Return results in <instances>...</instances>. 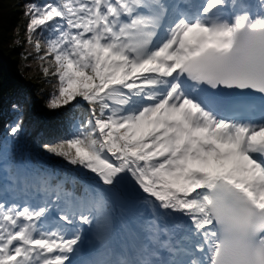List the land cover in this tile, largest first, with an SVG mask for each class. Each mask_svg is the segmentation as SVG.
Here are the masks:
<instances>
[{"label":"snow or ice","instance_id":"1","mask_svg":"<svg viewBox=\"0 0 264 264\" xmlns=\"http://www.w3.org/2000/svg\"><path fill=\"white\" fill-rule=\"evenodd\" d=\"M24 15L48 107L69 109L42 147L74 178L21 182L23 121L9 126L0 264H264V0H30Z\"/></svg>","mask_w":264,"mask_h":264},{"label":"trees","instance_id":"2","mask_svg":"<svg viewBox=\"0 0 264 264\" xmlns=\"http://www.w3.org/2000/svg\"><path fill=\"white\" fill-rule=\"evenodd\" d=\"M30 0H0V130L5 124L9 113L3 114L5 108L10 110L13 105L25 104V117L30 115V105L26 98L34 93L40 99L43 110L48 107V94L55 82H48L45 78L38 54L27 43L26 29L28 18L24 15L25 5ZM31 52V55H29ZM29 56L24 59V54ZM43 54V51L40 53ZM35 82L31 89L29 83ZM34 108L36 105L34 103ZM67 111H63L60 118L53 122L46 137H56L55 129L61 130V121ZM31 120H28V123Z\"/></svg>","mask_w":264,"mask_h":264}]
</instances>
